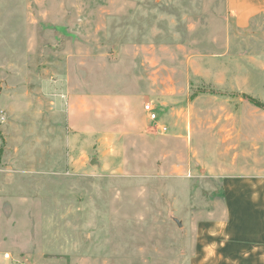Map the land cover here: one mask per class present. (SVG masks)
<instances>
[{"label": "rangeland", "instance_id": "rangeland-1", "mask_svg": "<svg viewBox=\"0 0 264 264\" xmlns=\"http://www.w3.org/2000/svg\"><path fill=\"white\" fill-rule=\"evenodd\" d=\"M263 95L264 17L226 0H0V246L207 264L254 222Z\"/></svg>", "mask_w": 264, "mask_h": 264}, {"label": "crops", "instance_id": "crops-1", "mask_svg": "<svg viewBox=\"0 0 264 264\" xmlns=\"http://www.w3.org/2000/svg\"><path fill=\"white\" fill-rule=\"evenodd\" d=\"M226 7L238 30H246L258 18L264 17V0H226ZM260 184L264 185V179ZM243 213L254 215V222H242L244 233L221 242L207 255L205 262L211 259L207 264H264V188L253 196L252 205L244 208ZM18 257L14 250L9 252L0 246V264H18Z\"/></svg>", "mask_w": 264, "mask_h": 264}, {"label": "built area", "instance_id": "built-area-1", "mask_svg": "<svg viewBox=\"0 0 264 264\" xmlns=\"http://www.w3.org/2000/svg\"><path fill=\"white\" fill-rule=\"evenodd\" d=\"M146 112L151 120H156L157 115L155 114V110L151 107V105H146ZM159 130L161 131V133H164L167 131V127L161 126L159 127Z\"/></svg>", "mask_w": 264, "mask_h": 264}, {"label": "trees", "instance_id": "trees-1", "mask_svg": "<svg viewBox=\"0 0 264 264\" xmlns=\"http://www.w3.org/2000/svg\"><path fill=\"white\" fill-rule=\"evenodd\" d=\"M258 106H262L261 104H258ZM264 106V105H263Z\"/></svg>", "mask_w": 264, "mask_h": 264}]
</instances>
